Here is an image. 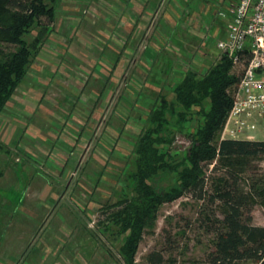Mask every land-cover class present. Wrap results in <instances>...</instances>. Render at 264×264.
<instances>
[{
    "label": "rangeland",
    "instance_id": "rangeland-1",
    "mask_svg": "<svg viewBox=\"0 0 264 264\" xmlns=\"http://www.w3.org/2000/svg\"><path fill=\"white\" fill-rule=\"evenodd\" d=\"M171 1L58 0L49 37L0 113V264H124L102 221L133 170L131 146L158 92L170 97L185 68L203 74L213 57L203 0L188 17ZM254 121L243 138L264 139V116ZM188 146L178 133L172 147ZM252 167L263 170L264 158ZM200 203L188 194L163 203L134 264L153 251L162 264H206L213 234ZM252 215L264 226L260 205Z\"/></svg>",
    "mask_w": 264,
    "mask_h": 264
},
{
    "label": "trees",
    "instance_id": "trees-1",
    "mask_svg": "<svg viewBox=\"0 0 264 264\" xmlns=\"http://www.w3.org/2000/svg\"><path fill=\"white\" fill-rule=\"evenodd\" d=\"M57 5L58 0H0V113L49 37ZM239 55L238 70L226 54L203 74L185 68L169 85L171 96L158 92L145 115L131 146L133 170L125 192L102 221L119 242L124 264L135 263L159 207L183 194L201 202L200 225L213 234L206 264H264V226L254 224L252 215L255 205L264 210V169L252 167L264 158V139L220 136L249 45ZM178 133L189 146L176 151ZM148 262L162 264V251L149 253Z\"/></svg>",
    "mask_w": 264,
    "mask_h": 264
},
{
    "label": "built area",
    "instance_id": "built-area-1",
    "mask_svg": "<svg viewBox=\"0 0 264 264\" xmlns=\"http://www.w3.org/2000/svg\"><path fill=\"white\" fill-rule=\"evenodd\" d=\"M218 15L229 22L225 37L212 44V64L226 54L238 65L239 52L249 45L250 58L222 130L223 137L243 138L256 128L255 116H264V0H233Z\"/></svg>",
    "mask_w": 264,
    "mask_h": 264
},
{
    "label": "crops",
    "instance_id": "crops-1",
    "mask_svg": "<svg viewBox=\"0 0 264 264\" xmlns=\"http://www.w3.org/2000/svg\"><path fill=\"white\" fill-rule=\"evenodd\" d=\"M173 1L174 0H172L171 2H173ZM180 1H182V5H185L186 10L184 11V15L185 16L187 15V17H188V15L192 12L191 10L194 8L195 2L197 0H180ZM231 1H233V0H203V3L206 7L205 11L203 13V20L206 21L205 29H206V32H208V34L206 35L205 38H206L207 47H210V48H208L206 53L209 52L210 53L209 56H211V54H212L213 55L212 58H214V54H215L214 50L212 48V44L214 41L222 39L225 37L226 32H227V24H228L229 20L226 18L220 17L218 15V12L216 14L217 18L214 16L215 18L211 19L210 12H212L211 11V9H213L212 7H217V8L219 7V9H217V11L224 9L228 5V3ZM151 2L153 3V0H149L150 4H151ZM191 7H193V8L191 9ZM178 29L184 32L182 27H180V26L177 28L174 27V29L171 30V32H169V34L168 33L166 34L167 38L170 36V34L173 35L176 32V30H178ZM209 31H210V33H209ZM210 39H211V41H210ZM252 139H255V138H252Z\"/></svg>",
    "mask_w": 264,
    "mask_h": 264
}]
</instances>
